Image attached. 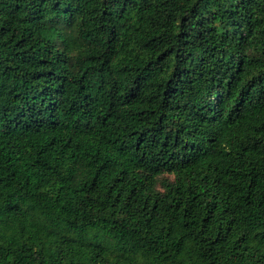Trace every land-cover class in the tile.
<instances>
[{
    "label": "trees",
    "instance_id": "1",
    "mask_svg": "<svg viewBox=\"0 0 264 264\" xmlns=\"http://www.w3.org/2000/svg\"><path fill=\"white\" fill-rule=\"evenodd\" d=\"M0 264H264V0H0Z\"/></svg>",
    "mask_w": 264,
    "mask_h": 264
}]
</instances>
